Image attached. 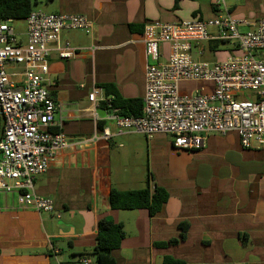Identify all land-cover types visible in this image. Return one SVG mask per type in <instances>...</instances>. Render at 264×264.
<instances>
[{
  "label": "crops",
  "instance_id": "crops-1",
  "mask_svg": "<svg viewBox=\"0 0 264 264\" xmlns=\"http://www.w3.org/2000/svg\"><path fill=\"white\" fill-rule=\"evenodd\" d=\"M36 1L49 13L84 15L92 31H63L48 58L46 85L60 104L50 130L63 132L69 145L37 176L34 189L54 200L61 217L21 208L15 193L0 191V264H53L51 244L61 249L63 264H80L84 256L97 264L92 252L103 218L125 230L113 252L116 264H166L167 256L182 264H264V147L245 148L231 131L209 134L201 149H179L165 133L117 129L88 98L96 86L112 83L123 98L143 99L145 25L211 18L216 0ZM227 7L237 19L264 16V0H232ZM17 32L25 43L26 27ZM66 44L78 49L74 58L59 57L57 47ZM161 52L160 61L168 60L170 45ZM21 70L8 68L16 80ZM183 84L182 92L191 89ZM106 125L111 136L94 141ZM147 187L168 193L154 215L111 208L112 188Z\"/></svg>",
  "mask_w": 264,
  "mask_h": 264
},
{
  "label": "built area",
  "instance_id": "built-area-1",
  "mask_svg": "<svg viewBox=\"0 0 264 264\" xmlns=\"http://www.w3.org/2000/svg\"><path fill=\"white\" fill-rule=\"evenodd\" d=\"M228 0H216L211 18L187 21H153L143 30L146 47V91L141 115H122L119 108H105L107 121L119 130L152 136L165 133L175 147L188 151L204 147L211 133H238L245 148L264 147V16L256 20L234 18ZM15 20L0 18V106L4 130L0 138V191L15 193L21 208L53 213L54 200L35 192L37 176L45 173L57 153L69 145L63 132L50 130L60 104L51 95L46 76L52 43L65 30L92 31L84 15L49 13L34 9L24 20L26 42L20 39ZM248 26L245 31L241 26ZM225 41L240 54L222 61L204 59L211 41ZM170 45L168 60L161 62L162 44ZM61 59H71L77 48L57 47ZM10 66H21L22 79H13ZM201 85L182 92L181 83ZM95 109L107 101L101 87L88 96ZM111 100V98H108ZM111 136L106 125L93 140ZM53 264H63L61 249L50 245ZM80 264H92L84 256Z\"/></svg>",
  "mask_w": 264,
  "mask_h": 264
},
{
  "label": "trees",
  "instance_id": "trees-1",
  "mask_svg": "<svg viewBox=\"0 0 264 264\" xmlns=\"http://www.w3.org/2000/svg\"><path fill=\"white\" fill-rule=\"evenodd\" d=\"M36 0H0V18H11L14 20H25L27 16L34 10ZM133 29H137L133 26ZM227 44L225 41H211L207 44L208 52L214 54L224 48ZM107 101L102 102V107L110 109L119 108L122 115H141L143 112V99H125L121 96L118 89L112 83L101 85ZM108 98H111L109 100ZM53 132H59L56 128ZM168 199V193L163 188L150 187L137 190H118L112 188L110 192L109 202L113 209L118 210H134L146 208L151 214L159 212ZM183 229H186L183 226ZM125 238V230L123 224L101 219L98 223L96 244L92 255L96 259L97 264H116L113 252L120 247L122 240ZM166 264H182V261L174 259L170 256L165 257Z\"/></svg>",
  "mask_w": 264,
  "mask_h": 264
},
{
  "label": "rangeland",
  "instance_id": "rangeland-1",
  "mask_svg": "<svg viewBox=\"0 0 264 264\" xmlns=\"http://www.w3.org/2000/svg\"><path fill=\"white\" fill-rule=\"evenodd\" d=\"M232 0H228V3H230ZM34 9H40L42 10L43 8L40 6V4H36L35 5V8ZM45 11V10H43ZM46 12V11H45ZM13 26H16V28L19 30V29H24L26 27V22L24 20H15L13 23H11ZM242 31H245L247 30L245 27H240ZM230 47V46H229ZM240 53L237 52V51H232L230 50L229 48L226 49L224 48L223 50L217 52V53H210V52H206V54L204 55V59L206 60H209V61H222L224 59H227L228 57H231V56H235V55H239ZM195 82H191V83H187V88H191L190 90L196 88V84H194ZM183 83L180 84V88L181 90H186V89H183ZM192 85V86H191ZM190 90L188 91H183V92H189Z\"/></svg>",
  "mask_w": 264,
  "mask_h": 264
},
{
  "label": "water",
  "instance_id": "water-1",
  "mask_svg": "<svg viewBox=\"0 0 264 264\" xmlns=\"http://www.w3.org/2000/svg\"><path fill=\"white\" fill-rule=\"evenodd\" d=\"M104 113L107 114V111L105 109H103ZM4 130V116L2 113V107L0 106V138L2 136Z\"/></svg>",
  "mask_w": 264,
  "mask_h": 264
}]
</instances>
